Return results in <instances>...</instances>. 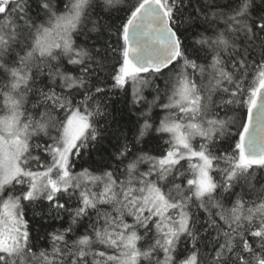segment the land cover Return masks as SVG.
Here are the masks:
<instances>
[{
	"label": "snow or ice",
	"instance_id": "6c2138e0",
	"mask_svg": "<svg viewBox=\"0 0 264 264\" xmlns=\"http://www.w3.org/2000/svg\"><path fill=\"white\" fill-rule=\"evenodd\" d=\"M0 264H264V0H0Z\"/></svg>",
	"mask_w": 264,
	"mask_h": 264
}]
</instances>
